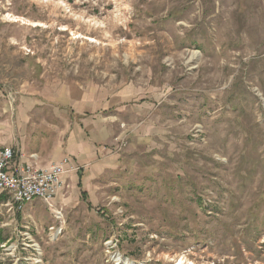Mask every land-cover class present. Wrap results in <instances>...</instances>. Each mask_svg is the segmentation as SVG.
<instances>
[{"label": "rangeland", "instance_id": "rangeland-1", "mask_svg": "<svg viewBox=\"0 0 264 264\" xmlns=\"http://www.w3.org/2000/svg\"><path fill=\"white\" fill-rule=\"evenodd\" d=\"M8 148L69 167L0 264H264V0H0Z\"/></svg>", "mask_w": 264, "mask_h": 264}, {"label": "built area", "instance_id": "built-area-1", "mask_svg": "<svg viewBox=\"0 0 264 264\" xmlns=\"http://www.w3.org/2000/svg\"><path fill=\"white\" fill-rule=\"evenodd\" d=\"M17 157L18 153L12 148L0 154V196L3 195L18 212L24 211L35 199L48 207L53 206L56 197L65 188L64 177L69 160L64 159L48 169H36L31 165H15ZM51 230L59 232L56 228Z\"/></svg>", "mask_w": 264, "mask_h": 264}, {"label": "crops", "instance_id": "crops-1", "mask_svg": "<svg viewBox=\"0 0 264 264\" xmlns=\"http://www.w3.org/2000/svg\"><path fill=\"white\" fill-rule=\"evenodd\" d=\"M72 145H74V143ZM19 153H20V151H19ZM27 154H25L24 151H23V153H20V156H21L20 165H31L36 169H48L53 164L61 162L60 161L61 157L59 155L57 157L52 156L49 160V162L50 163L52 162V163L49 166L44 167V165L41 164L40 156H38V154H36V155L33 153H32L33 155L30 153H27ZM71 154L73 155L72 151H71Z\"/></svg>", "mask_w": 264, "mask_h": 264}, {"label": "trees", "instance_id": "trees-1", "mask_svg": "<svg viewBox=\"0 0 264 264\" xmlns=\"http://www.w3.org/2000/svg\"><path fill=\"white\" fill-rule=\"evenodd\" d=\"M0 199H1V200H3V201H5V200H6V198H5L3 195H2V196H0ZM0 242H4V241H3V239H1V238H0Z\"/></svg>", "mask_w": 264, "mask_h": 264}]
</instances>
